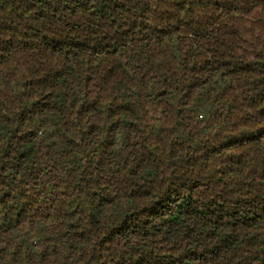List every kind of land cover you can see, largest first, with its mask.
Here are the masks:
<instances>
[{"label": "trees", "instance_id": "1", "mask_svg": "<svg viewBox=\"0 0 264 264\" xmlns=\"http://www.w3.org/2000/svg\"><path fill=\"white\" fill-rule=\"evenodd\" d=\"M0 264H264V0H0Z\"/></svg>", "mask_w": 264, "mask_h": 264}]
</instances>
